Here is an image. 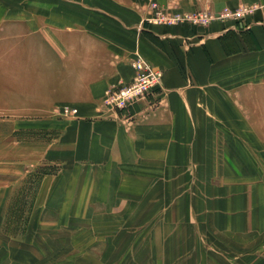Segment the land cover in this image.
Here are the masks:
<instances>
[{
  "label": "crops",
  "instance_id": "1",
  "mask_svg": "<svg viewBox=\"0 0 264 264\" xmlns=\"http://www.w3.org/2000/svg\"><path fill=\"white\" fill-rule=\"evenodd\" d=\"M137 58L152 107L104 108ZM262 173L264 0L0 3V264H264Z\"/></svg>",
  "mask_w": 264,
  "mask_h": 264
},
{
  "label": "built area",
  "instance_id": "2",
  "mask_svg": "<svg viewBox=\"0 0 264 264\" xmlns=\"http://www.w3.org/2000/svg\"><path fill=\"white\" fill-rule=\"evenodd\" d=\"M150 13L147 15V21L154 24H164L168 26L185 25L208 27L213 21L225 22L228 20L240 21L253 11L252 7L241 5L233 13L220 12L213 13L206 9L198 12H182L176 8L171 10L162 9L155 2L149 6ZM135 71L131 82L120 84L106 92L102 100L104 108L117 113H123L129 106L135 103H147L146 108H151L152 103L149 98L160 87L161 72L151 69V67L142 59L137 58L131 62ZM62 115H76L74 108L64 107L61 110Z\"/></svg>",
  "mask_w": 264,
  "mask_h": 264
},
{
  "label": "rangeland",
  "instance_id": "3",
  "mask_svg": "<svg viewBox=\"0 0 264 264\" xmlns=\"http://www.w3.org/2000/svg\"><path fill=\"white\" fill-rule=\"evenodd\" d=\"M0 3H6V4H12V3H21V4H26V3H28V0H0ZM151 3H153V1L151 2ZM151 3L149 4V6L151 5ZM156 3V2H155ZM157 5H158V3H156ZM241 5H244V4H238L235 8H230V9H225V10H222V11H220V12H229V13H233L235 10H237ZM159 6V5H158ZM210 10V9H209ZM254 11V10H253ZM253 11H252V13L251 14H253ZM220 12H217V13H220ZM214 13V12H213ZM216 13V14H217ZM147 18H149L148 16H147ZM147 18H146V21H147ZM244 19H246V18H244ZM228 21H232V20H228ZM148 22V21H147ZM213 22H217V21H213ZM212 22V23H213ZM233 22H235L236 24H239V26H238V29L239 30H246L247 29V23H246V21H243V20H240V21H233ZM149 23V22H148ZM211 23V24H212ZM210 24V25H211ZM209 25V26H210ZM208 26V27H209ZM199 27V26H198ZM201 28H207V27H201ZM244 176H252V174L251 173H246V174H243ZM264 181V174L262 173L261 174V182H263ZM262 184V183H261ZM23 207V206H22ZM23 210L25 209H28V206H24L23 208H22ZM24 216V215H23ZM25 220V219H24ZM24 220H21V226H23L24 224H25V222H24ZM72 255H75V254H71V255H69V258L70 259H72ZM237 255L238 254H236V252H233L232 254L230 253V256L228 257V259L231 261V262H236V259H238L237 258ZM247 259V258H246ZM249 261V260H248Z\"/></svg>",
  "mask_w": 264,
  "mask_h": 264
}]
</instances>
